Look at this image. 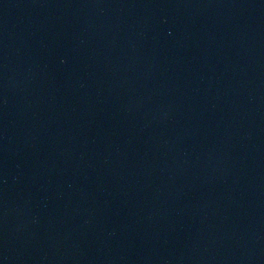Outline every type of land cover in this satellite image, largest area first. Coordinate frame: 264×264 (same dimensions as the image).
<instances>
[{
    "label": "water",
    "instance_id": "water-1",
    "mask_svg": "<svg viewBox=\"0 0 264 264\" xmlns=\"http://www.w3.org/2000/svg\"><path fill=\"white\" fill-rule=\"evenodd\" d=\"M0 264H264V0H0Z\"/></svg>",
    "mask_w": 264,
    "mask_h": 264
}]
</instances>
